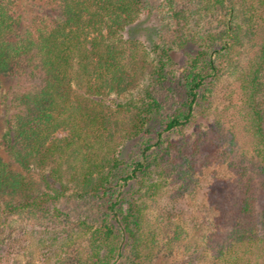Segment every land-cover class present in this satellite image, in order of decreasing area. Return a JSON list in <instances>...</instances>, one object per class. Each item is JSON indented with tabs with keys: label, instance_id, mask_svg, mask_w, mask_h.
Instances as JSON below:
<instances>
[{
	"label": "trees",
	"instance_id": "trees-1",
	"mask_svg": "<svg viewBox=\"0 0 264 264\" xmlns=\"http://www.w3.org/2000/svg\"><path fill=\"white\" fill-rule=\"evenodd\" d=\"M48 3L49 12L30 17L18 33L12 1L0 0V78L16 80L0 139L11 160L0 156V264L25 235L36 238L48 264H153L160 241L144 226L147 199L160 191L162 135L188 125L205 99L203 87L229 68L239 73L245 97L264 232V0H166L178 46H195L168 115L160 94L174 40L147 48L124 35L150 10L149 0ZM58 130L67 135L54 138ZM152 133L154 144L141 141L133 155L120 157L123 143ZM129 185L135 188L126 198ZM86 196L101 203L96 223L61 218L60 200ZM250 198L238 208L247 217ZM12 217L25 221L22 236ZM210 254L196 246L178 264H264V241L238 226Z\"/></svg>",
	"mask_w": 264,
	"mask_h": 264
},
{
	"label": "rangeland",
	"instance_id": "rangeland-1",
	"mask_svg": "<svg viewBox=\"0 0 264 264\" xmlns=\"http://www.w3.org/2000/svg\"><path fill=\"white\" fill-rule=\"evenodd\" d=\"M10 1L18 19V33L24 31L30 17L50 10L48 0ZM165 3L166 0H149L150 10L128 25L124 35L138 39L147 48L158 39L174 40L172 58L167 65L168 80L160 94V98L167 101L162 114L168 115L180 99L182 71L194 54L195 46H178L172 33L174 22ZM222 73L218 81L203 87L205 99L200 100L192 121L162 135L167 141L162 144L161 176L157 179L160 191L147 199L144 226L146 232H156L160 241L153 264H178L196 246L210 256L212 249L238 226L250 228L259 244L264 241L257 215L260 185L255 168L257 161L251 139L244 130L245 97L239 91V73L234 72V68ZM15 81L0 78V139L6 129V119L12 114L8 100L11 90L16 87ZM153 133L141 134L123 143L118 149L120 157L133 155L141 141L154 144ZM66 135L65 130H58L53 137L60 139ZM0 156L11 162L1 145ZM12 168L18 169L15 164ZM134 188L135 185L125 187L122 194L128 198ZM243 197H251L249 217L238 209ZM56 206L61 218L69 220L85 219L96 223L103 214L101 203L89 196L62 199ZM169 207L174 208L170 222L165 220ZM11 219L13 227L22 236L25 221L20 217ZM36 244L34 236L25 235L11 246L2 264H48L42 261Z\"/></svg>",
	"mask_w": 264,
	"mask_h": 264
}]
</instances>
